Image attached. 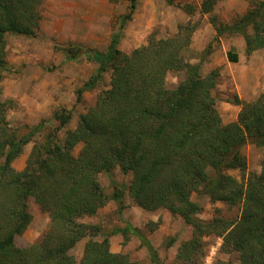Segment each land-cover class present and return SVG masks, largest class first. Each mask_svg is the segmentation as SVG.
Instances as JSON below:
<instances>
[{"label": "trees", "instance_id": "trees-1", "mask_svg": "<svg viewBox=\"0 0 264 264\" xmlns=\"http://www.w3.org/2000/svg\"><path fill=\"white\" fill-rule=\"evenodd\" d=\"M165 1L189 15L196 12L191 4ZM220 1L202 0L199 12L211 14ZM40 3L0 0V264H134L127 255L110 250L109 237L99 238L102 231L97 225L79 221L95 215L109 201L123 206L125 192L136 206L150 212L166 209L191 226L190 238L178 247L179 264L200 263L206 253L204 238L209 236L220 237V251L235 252L239 264H264V158L259 173L247 172L242 153L247 143L264 147V94L252 101L237 94L226 96L222 100L238 106L239 112L235 121H222L215 96L218 71L203 75L201 62H190L184 53L198 20L179 24L168 36L152 33L144 45L125 52L119 43L137 4L130 0L106 49L86 50L96 69L77 91V100L106 73L109 86L79 115L75 128L67 130L62 141L53 135L36 145L28 160V175L14 169L12 163L23 144L43 124L20 134L7 120L10 104L1 99L5 35L33 36L39 27ZM209 22L216 36L243 37L247 55L264 49V0L232 23L220 22L214 14ZM65 50L68 60L79 54L73 46ZM169 72L182 75L173 88L166 85ZM53 117L64 127L71 111L61 108ZM115 169L131 179L127 186L115 184L109 194L99 175H111ZM231 170H238L241 179ZM193 191L212 202L240 205L239 217L199 218ZM30 198L48 214L49 223L38 241L18 247L16 236L32 221ZM116 233L126 239L138 237L153 264H159L154 246L139 229L126 223L112 231ZM85 237L82 256L75 259L69 251ZM215 264L230 262L217 259Z\"/></svg>", "mask_w": 264, "mask_h": 264}, {"label": "rangeland", "instance_id": "rangeland-1", "mask_svg": "<svg viewBox=\"0 0 264 264\" xmlns=\"http://www.w3.org/2000/svg\"><path fill=\"white\" fill-rule=\"evenodd\" d=\"M201 1L175 0V3L196 7L194 15H189L184 9L168 4L165 0H137L132 18L126 22L123 29L119 48L130 52L144 45L152 33L168 36L176 32L179 24L198 20L199 25L184 53L190 62H201L202 74H207L212 68L211 62L208 61L212 52L223 51V44L227 46L233 38L243 39L240 35L216 36L209 22L211 14L216 15L220 22L231 23L259 0H221L211 14L199 12ZM129 3L130 0H41L38 7L39 27L33 36L13 33L5 35L1 99L10 104L7 120L20 134L43 124L42 128L23 144L22 152L12 163L15 170L28 175V160L36 145L53 135L55 140L62 141L66 131L75 128L79 115L93 106L98 93L109 86V74L106 73L94 88L84 90L81 98L77 100V91L96 69V64L88 59L86 50L106 49L111 34L120 24V16L128 12ZM69 46L79 52L71 60L66 59L65 49ZM242 66L241 63L232 67L222 64L214 69L218 71L216 107L224 123L237 119L239 107L222 99L236 94L231 89L234 88L235 79L243 74ZM181 77L182 75L175 72L167 73L166 85L175 87ZM242 90L246 91L243 85ZM261 94H264V91L258 92L255 98ZM61 108L71 111V118L64 127H60L53 117L55 111ZM79 149L80 145L75 148L74 153H78ZM242 153L246 157L247 172L259 173L264 158V147L247 143L242 148ZM229 173L241 179L238 170H231ZM130 179V174L125 175L119 169H115L111 175H99L100 184L109 194L115 190V184L127 186ZM191 199L199 204L198 217L203 220L215 216L236 219L241 213L240 205L229 206L221 201L212 202L208 196L197 191L191 193ZM28 210L32 221L21 235L16 236L15 244L18 247H26L38 241L49 223L48 214L41 210L33 198L28 199ZM79 221L97 225L102 231L99 238L105 235L109 237L110 250L127 255L134 264H153L150 253L135 235L126 239L121 233L112 234L113 230L124 227L126 223L139 229L154 246L159 264H179L176 259L178 247L190 238L192 231L191 226L180 217L171 215L166 209L150 212L136 206L129 199L127 192L123 198V206L117 201H109L95 215L81 218ZM171 239L174 240L168 245ZM87 241L88 237L83 238L69 253L75 259H80ZM204 241L206 253L198 264H215L217 259L239 264L235 252L220 251V237L209 236L205 237Z\"/></svg>", "mask_w": 264, "mask_h": 264}, {"label": "crops", "instance_id": "crops-1", "mask_svg": "<svg viewBox=\"0 0 264 264\" xmlns=\"http://www.w3.org/2000/svg\"><path fill=\"white\" fill-rule=\"evenodd\" d=\"M230 41L229 44H226L227 46L223 44V51L217 50L210 54L208 59L211 62L212 68H210L216 69L222 64L232 67L236 63H241L244 68L243 74H240V78L235 79L234 88L231 90L235 91L239 98L252 101L256 99L255 96L258 92L264 91V49L254 50L246 57L244 39L233 38ZM234 57H236V61L231 60ZM242 85L246 91L242 90ZM222 88L226 87L222 86Z\"/></svg>", "mask_w": 264, "mask_h": 264}]
</instances>
